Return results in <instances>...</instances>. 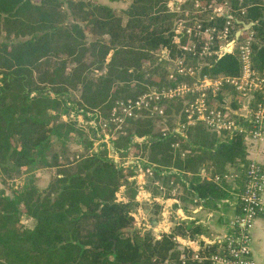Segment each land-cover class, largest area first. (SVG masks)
Listing matches in <instances>:
<instances>
[{
  "label": "trees",
  "instance_id": "trees-1",
  "mask_svg": "<svg viewBox=\"0 0 264 264\" xmlns=\"http://www.w3.org/2000/svg\"><path fill=\"white\" fill-rule=\"evenodd\" d=\"M168 1L130 0L117 11L93 0H0V183L11 189V195L0 189V264H181V252L188 255L185 264H198L173 240H193L204 230L197 219L177 217L181 203L216 207L233 192L240 211L251 162L245 134L186 125L181 100L163 103L160 116L147 112L127 118L112 140L114 152L140 156L161 169L141 188L149 190L153 181L166 177L181 185L183 192L174 195L169 209L168 231L153 233L144 220L129 230L140 206L136 163L114 162L105 147L92 150L117 101L135 99L147 87L189 80L176 73L169 78L168 62L156 54L167 49L171 58H185L174 40L175 21L183 14L170 10ZM200 1L245 8L233 22L236 27L253 23L252 62L262 72L264 0ZM223 20L199 19L218 26ZM203 61L201 74L239 73L235 55ZM221 93L211 105L220 108ZM258 101L264 98L254 94L250 107ZM230 104L237 107L235 101ZM178 121L185 124L180 131ZM72 135L83 152L68 153ZM228 167L238 172L230 182L199 174ZM51 168L56 179L41 188L35 175ZM125 189L129 195L122 199L118 193ZM152 204V219L159 221L164 203ZM223 244L207 243L200 252L216 253Z\"/></svg>",
  "mask_w": 264,
  "mask_h": 264
},
{
  "label": "built area",
  "instance_id": "built-area-1",
  "mask_svg": "<svg viewBox=\"0 0 264 264\" xmlns=\"http://www.w3.org/2000/svg\"><path fill=\"white\" fill-rule=\"evenodd\" d=\"M189 1H192V3H189ZM186 4L196 6L195 14L205 15L206 20H210L216 16H220L224 20L220 26L217 25L216 21L211 24L195 21L192 27L186 28L185 33L198 39V43L197 45L193 43L192 46L181 44L183 45L180 46L181 51L183 53L188 52L192 56L201 59L221 57L225 54L235 55L239 63V73L236 75L223 74L216 77L199 73L191 82L183 81L175 86L163 88L147 87L135 99L119 100L113 107L109 119L102 122L101 129L103 136L98 139H106L112 142L115 139L114 131H121L127 118H136L138 115L147 112L151 115L160 116L164 112L163 103L177 99L181 101L188 99V103L182 106L186 125L200 123L211 131L226 134L233 132L244 133L245 138L253 139H261L264 137V102H255V105L250 107V101L254 94H258L264 98V70L260 72L253 66L251 47L253 31L251 27L246 30H241L242 27H236L233 22L235 14L239 13L243 15L245 8L240 7L235 9L228 1H223L216 5H203L200 0L168 1L170 10L175 12H178V9L184 10V5ZM239 30L241 32L237 36V31ZM174 32V40L178 44V36L181 33L176 24L174 26ZM160 53L166 62L170 59L171 61L177 62L169 78L172 79L174 73L182 75L183 77H194L196 75L195 68L185 64V58H171L167 49L160 51ZM204 63L205 61L200 62V64ZM224 87H229L236 96L237 107L232 108L236 111V114H232L228 109L221 107V104L225 103L224 99L226 100L227 98H224L220 102V108L211 105L212 97L218 94ZM238 112L245 113L239 115ZM109 124L114 125L113 129L108 126ZM181 125L180 128L185 127V124ZM107 131H111V133L108 134L106 133ZM99 145L105 146L106 148L108 146V157L114 162L120 161L118 154L113 150L112 144L106 146L104 142H101ZM175 146H178V144H175ZM98 149L101 148L92 150L97 151ZM129 157L137 158V156ZM139 161L141 162L138 163L135 161V174H140L142 179L145 176H152V169L157 167V165L147 161L145 162L144 160ZM129 163H133V161ZM229 173H226V170H221L219 173H214L215 175L213 177L206 178L215 182L227 180V178L233 180L236 174L233 172ZM159 189L162 191L164 187L159 185ZM263 190L264 168L257 162L251 161L247 170L245 188L240 194V211L229 219L225 236L221 240H215L223 241L224 243L218 252H200L204 245L209 242L201 241L197 243L193 242L194 239H183L177 236L173 240L186 247L192 253L190 258L198 264H257L253 258L250 246L251 229L256 217L262 210ZM166 203V214L168 218L172 202L166 200L164 205ZM177 217L181 219L178 214ZM178 258L181 264H185L188 255L187 253L181 252Z\"/></svg>",
  "mask_w": 264,
  "mask_h": 264
},
{
  "label": "crops",
  "instance_id": "crops-1",
  "mask_svg": "<svg viewBox=\"0 0 264 264\" xmlns=\"http://www.w3.org/2000/svg\"><path fill=\"white\" fill-rule=\"evenodd\" d=\"M245 147L247 158L250 161H255L259 165L264 168V137L261 139H253V138H245ZM141 162V161H140ZM146 162V161H145ZM144 162V164H146ZM135 163V162H133ZM131 163V164H133ZM151 163V162H150ZM153 164V163H152ZM229 168V167H228ZM233 173L237 174L238 172L232 168H229ZM154 170H161L160 168L152 169L153 177ZM224 170L227 171V168ZM36 171V170H35ZM166 170L164 169V172ZM201 176H203L202 172H199ZM205 177V176H203ZM137 185V200L140 202V206L138 208V215H136V221L144 220L145 212L143 210V206L145 203L149 204L148 212V220L150 226L147 224L145 229H150L153 233L168 231L169 229V221L168 218L165 219L164 215L167 214L162 211V218L159 221H154L152 219L151 209L152 202L158 201L160 203L166 202V200H170V202H175L174 195L182 194L183 189L181 185H179L172 178H164L163 181L155 180L151 183V187L149 190L141 188V184H144L143 179L139 178ZM159 185H162L164 189L161 191L159 189ZM156 189V193H153L151 189ZM230 198H225L219 201V204H216V207L209 206L205 202L200 201L198 204H191L190 202L181 203V208L176 210V213L182 218L191 221L193 219H197L199 223H201L203 227V232L197 235L193 242H209L212 243L215 240H221L226 232H227V224L230 218L235 215L236 208V196L232 192L230 193ZM167 198V199H166ZM171 203V206H172ZM218 203V202H217ZM165 206V205H164ZM164 210V207H163ZM188 211V212H187ZM187 214V215H186ZM144 216V217H143ZM137 226L140 227V224ZM251 251L253 258L257 262V264H264V190L262 192V210L259 215L256 217L254 221V225L251 229Z\"/></svg>",
  "mask_w": 264,
  "mask_h": 264
},
{
  "label": "rangeland",
  "instance_id": "rangeland-1",
  "mask_svg": "<svg viewBox=\"0 0 264 264\" xmlns=\"http://www.w3.org/2000/svg\"><path fill=\"white\" fill-rule=\"evenodd\" d=\"M93 1H96L99 4L108 5V6L112 7V8H115L117 11H120L122 8H125L127 6V4H129V1L130 0H128L127 2H111L109 0H93ZM222 2H213L211 4L212 5H216V4H220ZM189 3H192V1H189ZM177 6H179V5H177ZM195 9H196V6H192V5L190 6V4L184 5V10H179V9L177 10V9H175V10L178 11L179 14H183V18L182 19H179V20H176L175 21V24H176V26L178 25L179 32L181 33L178 36V44H179V47L180 46H183L185 44H188L189 46H192L193 43H195L197 45V43H198V39L193 38L192 36H189L187 33H185L186 28L187 27H192L195 21H199V19H202V21H203V19H205V15L204 16L203 15L201 16L199 14H195L196 13L195 12ZM199 13H201V12H199ZM181 44H183V45H181ZM156 54L159 55L161 58H163L161 56V53L160 52L159 53H156ZM202 60L203 59H201V58H196V57L192 56L188 52L185 53V64L193 66L195 68L194 70L196 72V75H194V77H190V76L189 77H186L189 80L188 81H185V82H191L194 78H196L199 75V69H200V66H202L200 64V62H202ZM167 62H168L167 68L169 69L170 74H171V73H173L174 65L177 62L176 61H171V59L169 61H167ZM230 90L231 89L229 87H224V88H222L220 90V92H222L221 94L223 95L224 98H227L226 101H227L228 105H230V107L233 108L231 106L229 100H232V101H235L236 102V96L232 93L233 91L231 90V92H230ZM187 103H188V99H185L183 101V104H187ZM61 118H62L63 121L66 120L65 116H61ZM80 119H81V117H80ZM78 122H80V121H78ZM181 126L182 125L179 124V121H178L177 124H176L175 129L176 130L178 129L177 131H180V130L184 129V128H180ZM156 128L157 129L160 128L159 121H156ZM111 129H113V128H111ZM85 132H87V131H85ZM106 133L109 134V133H111V131H107ZM117 135H118V132H115L114 131V138H116ZM72 136H73V138L68 142V146L70 148L69 151H68V153L69 154H73V153H76V152L77 153L78 152H83L85 150V147L79 144L77 137H75L74 135H72ZM87 136H88V138L90 137L89 134H88V132H87ZM92 142H93L92 149L104 148L105 146L99 145V144H101V142H104L106 144V146L112 144V142L110 140H106V139H97V140H93ZM175 147H177V146H175ZM107 148H108V146H107ZM55 151L58 152V154H60L61 153L60 152L61 151L60 150V147L59 146H55ZM89 151H91V150H89ZM118 156L120 158V161L118 163L125 164V165L126 164H129L130 161H133V162L137 161L138 163H140L139 160H142L140 156H137V158H131V157L128 158V156H122L121 154H118ZM144 161H146V160L144 159ZM38 172L39 173H36V175H35L36 176V182H37V184L41 188L44 187V186H46V184H48V182L50 181V178L51 179L52 178L56 179V174H55L54 168L38 170ZM229 172L232 173L233 171H231L229 168H227L226 173H229ZM202 174L205 177H213L215 175L213 173V171H210V172L203 171ZM134 178H135V185H136V184H138V182H140L139 181V178L141 180L140 174H137V175L135 174ZM143 179H144V184L146 182H147V184H149V181H150L149 180L150 179L149 176H145V178H143ZM227 181L230 182V181H232V179L227 178ZM0 189L3 190L5 194L11 195V189L6 188L1 183H0ZM118 195H119L120 198L124 199L125 197H128L129 191L125 189L124 191H120L118 193ZM149 208H150L149 207V204L145 203L144 206H143V210L145 212V217L144 216L143 217H144V222H146L150 226L149 220H148V218H149L148 217L149 216L148 215ZM136 222L137 221H136V218H135L134 219V224L129 229L130 231H132L133 229H135V227H138V226H136ZM149 226H147V227H149Z\"/></svg>",
  "mask_w": 264,
  "mask_h": 264
},
{
  "label": "water",
  "instance_id": "water-1",
  "mask_svg": "<svg viewBox=\"0 0 264 264\" xmlns=\"http://www.w3.org/2000/svg\"><path fill=\"white\" fill-rule=\"evenodd\" d=\"M242 29L241 30H246V29H249L252 25H253V23L252 22H250V23H242ZM241 30H239V31H237V36H238V34L241 32ZM224 104H221V107L222 108H225V109H228L232 114H236V111L235 110H233L231 107H230V105H228V103H227V101L224 99ZM245 112H238V114L240 115V114H244ZM166 210H167V203L165 204V206H164V210H163V212H164V214L166 213ZM164 217H165V219H167V216L166 215H164Z\"/></svg>",
  "mask_w": 264,
  "mask_h": 264
}]
</instances>
